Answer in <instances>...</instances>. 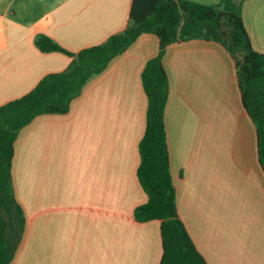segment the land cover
<instances>
[{
	"label": "crops",
	"instance_id": "1",
	"mask_svg": "<svg viewBox=\"0 0 264 264\" xmlns=\"http://www.w3.org/2000/svg\"><path fill=\"white\" fill-rule=\"evenodd\" d=\"M131 5L0 0V106L73 60L41 51L37 35L77 53L124 31ZM242 13L264 53V0H244ZM158 52L157 35L142 34L89 80L67 113L40 114L19 131L12 174L26 224L11 264H160L161 220L134 215L148 200L137 175L148 109L142 72ZM163 64L180 218L208 264H264V169L233 56L198 38L170 44Z\"/></svg>",
	"mask_w": 264,
	"mask_h": 264
},
{
	"label": "trees",
	"instance_id": "2",
	"mask_svg": "<svg viewBox=\"0 0 264 264\" xmlns=\"http://www.w3.org/2000/svg\"><path fill=\"white\" fill-rule=\"evenodd\" d=\"M243 1L203 4L190 0H132L124 31L77 53L46 34L37 35L35 43L41 51L63 52L73 60L66 70L47 74L29 93L0 106V264H11L26 224L12 174L19 131L40 114L67 113L89 80L144 33L157 35L159 52L142 72L148 109L145 133L139 143L137 175L148 200L136 207L134 215L141 222L161 220L160 264H208L179 216L165 125L170 85L163 57L170 44L198 38L219 42L229 51L236 63L244 106L257 127L264 169V53L252 44L243 19Z\"/></svg>",
	"mask_w": 264,
	"mask_h": 264
}]
</instances>
